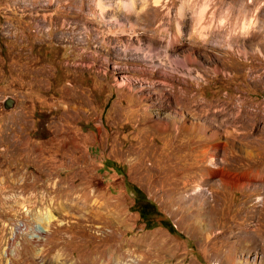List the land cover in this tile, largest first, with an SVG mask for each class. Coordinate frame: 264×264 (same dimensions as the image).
Instances as JSON below:
<instances>
[{
  "label": "rangeland",
  "instance_id": "rangeland-1",
  "mask_svg": "<svg viewBox=\"0 0 264 264\" xmlns=\"http://www.w3.org/2000/svg\"><path fill=\"white\" fill-rule=\"evenodd\" d=\"M154 1L0 0V264H264V0Z\"/></svg>",
  "mask_w": 264,
  "mask_h": 264
},
{
  "label": "trees",
  "instance_id": "trees-1",
  "mask_svg": "<svg viewBox=\"0 0 264 264\" xmlns=\"http://www.w3.org/2000/svg\"><path fill=\"white\" fill-rule=\"evenodd\" d=\"M126 188L134 190V206L140 216L141 222L144 224L145 229H152L156 226H161L165 228L171 235L182 237L170 221L166 219H160L158 222H155L154 219L160 214L156 210L154 204L146 198L144 193L139 188L128 184H126Z\"/></svg>",
  "mask_w": 264,
  "mask_h": 264
},
{
  "label": "bare ground",
  "instance_id": "bare-ground-1",
  "mask_svg": "<svg viewBox=\"0 0 264 264\" xmlns=\"http://www.w3.org/2000/svg\"><path fill=\"white\" fill-rule=\"evenodd\" d=\"M155 3H158V1L157 0H155L154 1ZM98 5L99 6H101V3L100 2H98ZM104 5V4H103ZM131 6H132V3L130 4ZM255 5V1H253L252 3H251V5H248V8L249 9H252V7ZM104 7V6H103ZM134 7V6H133ZM99 9H101V8H99ZM248 13V12H247ZM259 16V15H258ZM257 17V16H256ZM261 30V31H260ZM257 29L254 33V35L255 36H261V37H263L264 38V27H262V29ZM135 51H138V49H135ZM257 109V108H256ZM258 115V114H257ZM253 117H254V115H253ZM217 142V141H216ZM219 142V141H218ZM259 174V173H258ZM230 178V177H229ZM229 178H228V180H229ZM231 180H232V178H231ZM199 190H201L200 188L199 189H197V191H199ZM53 218V216H51V215H47L43 220H44V222H46V221H51V219ZM39 224V223H38ZM46 224V223H45ZM40 225V224H39ZM38 225V226H39ZM39 229H40V227H39ZM42 230H40V232H41ZM44 231V230H43ZM103 236V235H102ZM92 262V261H91ZM90 262V263H91Z\"/></svg>",
  "mask_w": 264,
  "mask_h": 264
},
{
  "label": "water",
  "instance_id": "water-1",
  "mask_svg": "<svg viewBox=\"0 0 264 264\" xmlns=\"http://www.w3.org/2000/svg\"><path fill=\"white\" fill-rule=\"evenodd\" d=\"M15 106V100L6 97L5 100L3 101V108L4 109H9V108H13Z\"/></svg>",
  "mask_w": 264,
  "mask_h": 264
},
{
  "label": "built area",
  "instance_id": "built-area-1",
  "mask_svg": "<svg viewBox=\"0 0 264 264\" xmlns=\"http://www.w3.org/2000/svg\"><path fill=\"white\" fill-rule=\"evenodd\" d=\"M39 231V230H38ZM38 231H37V233H38ZM39 233H40V231H39ZM42 233V232H41Z\"/></svg>",
  "mask_w": 264,
  "mask_h": 264
}]
</instances>
